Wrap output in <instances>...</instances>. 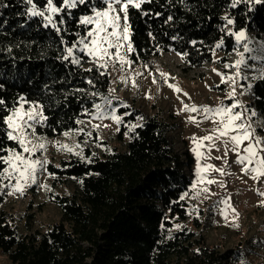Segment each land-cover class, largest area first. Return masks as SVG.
<instances>
[{"label":"trees","instance_id":"trees-1","mask_svg":"<svg viewBox=\"0 0 264 264\" xmlns=\"http://www.w3.org/2000/svg\"><path fill=\"white\" fill-rule=\"evenodd\" d=\"M33 2L43 8L46 0ZM54 2L59 4L60 0ZM231 2L152 0L142 5L148 15L130 9V40L135 49L128 53L130 59L142 63L174 50L182 55L184 71L217 56L220 62H227L238 47L229 32L249 30L259 41L264 36V3L249 0L231 8ZM0 3L6 5L0 7V99L5 102L0 106V127L8 114L4 109L19 106L23 96L44 105V114L49 117L50 127L37 126L38 133L56 137L80 128L77 120L89 118L95 111L94 103L108 94L111 86L110 73L101 75L102 70L97 71L83 53L77 51L81 66L61 59L64 49L78 39L75 33L86 34L77 20L82 14H91L90 10L86 6L73 10L74 19L63 26L67 32L58 35L44 28L39 17L28 18L26 8L30 5L24 0ZM225 16L234 19V24L227 25ZM61 36L66 44L61 43ZM221 39L224 44L217 48ZM88 68L92 71H84ZM244 77L241 81L247 84ZM255 79L253 103L264 113V66L263 75ZM94 92L98 95L93 96ZM117 112L122 117L117 137L125 143L123 148H108L107 141H99L97 132L92 131L91 139L107 147L101 155L93 154L87 146L89 159L62 158L57 165L47 164L53 188L70 180L76 182L66 194L49 191L62 217L47 230L20 233L1 209L5 195L0 193V250L13 264H229L228 252L205 242L198 230L201 219L195 216L194 227L189 225L192 152L175 146L169 136L170 124L158 113L130 127L138 121L137 112L125 106ZM84 136L82 132L80 138ZM0 148L19 150L3 132ZM3 155L7 153L0 152ZM4 167L0 163V171ZM5 182L0 179V191Z\"/></svg>","mask_w":264,"mask_h":264},{"label":"rangeland","instance_id":"rangeland-1","mask_svg":"<svg viewBox=\"0 0 264 264\" xmlns=\"http://www.w3.org/2000/svg\"><path fill=\"white\" fill-rule=\"evenodd\" d=\"M243 31L247 39L241 41L237 50L231 52L227 62H220L217 56L213 61L188 71L182 68L181 53L174 50L151 56L142 63H134L127 53V59L132 63L125 65L123 70L119 64L113 67L111 63L106 70L101 68L102 72L110 73L111 86L108 94L101 97L96 104L105 106L103 98L108 97L112 101L111 107L115 108L116 115H119L117 109L124 105H127L130 111H136L138 121L130 127L141 124L150 115L158 113L170 124L169 136L175 142V146L181 151L187 147L194 155V173H189L188 176L192 177V182L195 183L197 158L192 151L196 146L193 138L199 140L206 135H212L217 124L212 119H205L203 111L184 110L185 105H194L198 109L204 106L209 108L220 105L230 106L233 100L229 99L228 94L235 87V100L239 101L244 108L254 110L257 115L252 116L251 111L244 112L242 108H237L235 111L243 112L246 119L250 118V122L257 128V134L264 137V129L260 127L264 124V113L258 111L254 105L252 90L255 78L263 75L264 36L259 41L255 40L249 30ZM244 44H247L250 51H244ZM122 52H124L123 49ZM241 53L243 56L240 55ZM242 58L247 67L241 65L237 75L238 69L235 64ZM90 63L94 65L92 60ZM244 75L249 80L247 84L241 81ZM222 76L225 79L229 76L234 77L235 85L231 81L222 83ZM249 85H252L251 89L248 88ZM190 117L196 122L190 120ZM82 121L84 123H80V128L70 130L72 134L67 137L64 135L65 132L56 137L37 132L45 137L46 150L37 151L33 158L47 159L57 165L62 158L89 159L90 156L85 154L87 146L95 155H101L107 147L111 149L115 146L119 148L125 146V143L120 142L117 137L121 123L116 124L111 118L94 119L92 114ZM94 125L100 127L95 128ZM79 129L84 130L83 138H80L82 132L77 131ZM92 131L97 132L99 141H107V147L86 134ZM209 143L204 141V147L200 148L204 158L199 161V164L212 165L213 169H222L223 174L210 169L204 173V182L196 184L195 189L188 196L192 213L189 225L194 227L192 221L195 216L201 219L202 226L198 230L205 237V242L217 246L223 253L228 252L229 264H241L242 260L245 264H264V196L260 195L264 192V182L254 180L253 173L246 174L242 170L245 165L236 162L237 152L232 150L231 143L227 145V153L222 141H215V146L211 150L208 148ZM60 144H66L73 150L68 152L61 149ZM239 151L240 154H244L242 148ZM208 180L215 182L209 184ZM15 183V174H13V178L4 183L9 187L2 186L0 193L5 195V201L1 209L10 215L20 233L32 232L36 229L45 231L53 223L58 222L62 217L61 208L49 198L48 193L54 190L60 194H66L76 186V182L70 180L66 184H58L53 188L52 176L47 165L44 170L38 171L36 183L27 186L22 195L9 194L12 192L11 185ZM204 188L208 191L203 192ZM197 193L200 194L197 195ZM225 213L227 219H225ZM0 264H13L1 250Z\"/></svg>","mask_w":264,"mask_h":264},{"label":"snow or ice","instance_id":"snow-or-ice-1","mask_svg":"<svg viewBox=\"0 0 264 264\" xmlns=\"http://www.w3.org/2000/svg\"><path fill=\"white\" fill-rule=\"evenodd\" d=\"M152 0H60L57 4L54 0H46L43 8L37 6L33 0H24V3L30 5L26 8V15L29 19L34 17L40 18V23L44 28H51L58 35L67 29L63 26L68 23L69 20L74 19L73 10L78 9L80 6H86L91 14H82L78 17L77 26H83L86 34L81 35L79 32L75 33L78 37L76 41L72 43L70 47L64 49L65 54L61 57L63 61H69L72 65L81 66L82 57L77 54V51L83 53L85 56L91 58L93 64L96 66L97 71L101 68L107 69L108 64L111 63L113 67L117 64L120 65L123 70L125 65H130L132 61L127 59V53L134 52L135 49L131 43L130 37L131 24L130 20V9H136L141 12L142 15H148L143 12L142 5L151 3ZM248 3L249 0H232L229 5L231 8L237 7L240 3ZM256 4L264 3V0H254ZM100 5V6H98ZM6 5L0 3V7ZM159 15V14H157ZM67 16V20L65 19ZM58 17V18H57ZM172 19L171 16L168 17ZM223 19L227 25L234 24V19L225 16ZM223 31V29H221ZM230 35L235 37L236 43L239 44L241 41L247 39L245 31L229 32ZM61 43L66 44L67 41L61 36ZM195 43V42H193ZM224 44V40L221 39L216 45L220 48ZM80 46L77 48V46ZM122 49L124 52H122ZM76 50V51H74ZM244 51L248 52L250 49L247 44H244ZM243 56V54H240ZM241 65L247 67L245 60L242 58L236 61L235 67L238 69L237 75H239V69ZM229 67V65H225ZM84 71L91 72L92 69H84ZM104 75V72L100 73ZM164 75V74H162ZM247 79V77H244ZM123 80V77L121 78ZM231 81L235 85V78L232 76L226 79L222 76V83ZM87 83L92 85L91 79L87 80ZM173 87L172 85H169ZM252 85L248 88L251 89ZM179 91V89H176ZM77 91H83L77 89ZM93 96L98 93H92ZM229 99L233 100V103L228 105H220L216 108H209L204 106L202 109H198L196 106H184V110L198 112L203 111L205 113V119H212L217 127L213 130L212 135H206L199 140L193 138V143L196 145L192 151L195 153L197 158V169H196V182L193 183L192 187L195 189L196 184L203 183L205 175L208 170L213 169L212 165L201 166L199 161L204 158V153L200 151L201 147H204L203 142L209 141L208 148L211 150L215 146V141H222L225 144L227 153V145L231 143L232 150L237 152L236 162L245 165L242 169L246 174L253 173L254 180H261L264 182V137L257 134V128L250 122V118L246 119L241 111H235L237 108H242L244 112L251 111L252 116H256L257 113L254 110L244 108V106L235 100L236 91L233 87L232 91L228 94ZM105 106L94 103L95 113H91L94 119L103 120L105 118H111L116 124L122 122V117L116 115L115 108H112V101L108 97L103 98ZM21 103L19 106H13L12 108H5L7 115L2 118V127L0 132L4 133V137L8 141L14 142L17 148H0V152H6L7 155L0 156V163L6 165L2 171H0V179L11 180L13 174H15L16 183L11 185L12 192L9 194L24 193L25 188L30 184L36 183V177L38 171L45 169V166L49 163L47 159L41 160L39 158H33L35 153L40 150H46L45 137L37 133V126L50 127L48 125L49 117L44 114V105L37 102L28 101L25 97H20ZM28 104L29 107H25ZM4 100L0 99V106H4ZM127 107V105H124ZM111 109V111H109ZM87 113L88 109H84ZM218 117V119H216ZM190 120L193 118L190 117ZM193 122H196L193 120ZM77 123H84V121L77 120ZM95 128H99V125H94ZM260 127L264 129V124ZM54 130V129H53ZM77 131H84L79 129ZM71 131H66L64 135L71 136ZM91 135V133H86ZM247 142V143H245ZM59 144V142H57ZM61 149H65L71 152L73 149L66 144L59 145ZM242 148L243 155L240 154ZM251 166V167H249ZM221 172L222 169H213ZM213 180H208L207 183H214ZM4 188L9 185H4ZM203 192H207L208 189H202ZM200 193H197L199 195ZM184 195H187L185 193ZM260 195L264 196V192ZM184 196H181L183 199ZM227 204V202L225 201ZM230 207V205H229ZM235 212V209H233ZM238 215V213H237ZM225 219L227 214L225 213ZM238 227V225H234ZM179 227V226H177ZM241 264H245L242 260Z\"/></svg>","mask_w":264,"mask_h":264}]
</instances>
